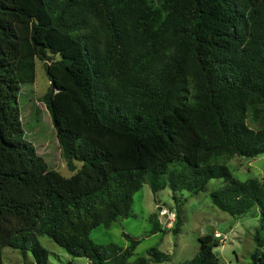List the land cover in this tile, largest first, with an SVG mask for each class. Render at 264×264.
<instances>
[{
  "label": "trees",
  "instance_id": "obj_1",
  "mask_svg": "<svg viewBox=\"0 0 264 264\" xmlns=\"http://www.w3.org/2000/svg\"><path fill=\"white\" fill-rule=\"evenodd\" d=\"M38 58L71 176L24 138L18 98ZM263 153L264 0H0V264L6 246L49 264L44 235L88 264H129L139 240L102 245L91 231L128 217L145 183L198 194L213 178L220 210L259 209L251 257L264 264V183L226 163ZM199 241L184 264H220V238ZM170 260L154 246L133 264Z\"/></svg>",
  "mask_w": 264,
  "mask_h": 264
},
{
  "label": "rangeland",
  "instance_id": "obj_2",
  "mask_svg": "<svg viewBox=\"0 0 264 264\" xmlns=\"http://www.w3.org/2000/svg\"><path fill=\"white\" fill-rule=\"evenodd\" d=\"M44 66L45 61L38 58L35 81L22 85L19 94L24 138L35 146L50 168L64 176H71L74 171L63 156L51 114L44 100L50 86ZM74 163L76 169L81 168L83 164L77 160ZM226 163L234 177L240 180L255 178L264 183V153L256 158L236 156ZM224 184V179L213 178L198 194L186 190L174 193L168 187L154 194L149 184L145 183L135 194L131 214L118 219L110 227L97 226L91 231V238L98 244L115 243L126 248L130 244V240L123 234L126 232L140 241L128 260L129 264H133L141 256H147L148 249L154 246L169 253L171 260L150 264H184V261L199 251V237L214 232L221 242L214 248L220 258V264H252L251 255L257 245L255 235L260 225L259 209L253 207L241 217H234L220 210L212 203L210 193ZM178 205L180 210L177 209ZM161 208L179 213V225L177 226L178 216L173 223H169L165 217L161 219ZM154 212L158 213L163 228L157 233L152 232L153 222L150 220V214ZM40 241L50 251L49 264L89 263L85 257L72 256L46 235L41 236ZM3 264L37 263L30 250L22 252L20 249L6 246L3 248Z\"/></svg>",
  "mask_w": 264,
  "mask_h": 264
},
{
  "label": "built area",
  "instance_id": "obj_3",
  "mask_svg": "<svg viewBox=\"0 0 264 264\" xmlns=\"http://www.w3.org/2000/svg\"><path fill=\"white\" fill-rule=\"evenodd\" d=\"M176 216H177L176 212H172L170 210H167L166 208L159 209V217L161 219H162V217L167 218V221L169 223H173V221L175 220Z\"/></svg>",
  "mask_w": 264,
  "mask_h": 264
}]
</instances>
